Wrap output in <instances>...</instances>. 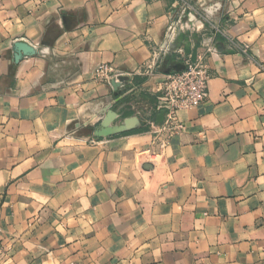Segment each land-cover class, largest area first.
Here are the masks:
<instances>
[{
    "label": "crops",
    "instance_id": "0c3cea01",
    "mask_svg": "<svg viewBox=\"0 0 264 264\" xmlns=\"http://www.w3.org/2000/svg\"><path fill=\"white\" fill-rule=\"evenodd\" d=\"M176 1L0 0V264H264V0H196L160 67L201 58L209 96L162 143L140 113L163 76L138 70ZM110 109L141 125L96 138Z\"/></svg>",
    "mask_w": 264,
    "mask_h": 264
},
{
    "label": "built area",
    "instance_id": "2783aa9c",
    "mask_svg": "<svg viewBox=\"0 0 264 264\" xmlns=\"http://www.w3.org/2000/svg\"><path fill=\"white\" fill-rule=\"evenodd\" d=\"M174 9L167 24L163 49L155 52L151 60L138 70L140 74L150 78L159 74L163 76L158 89L159 102L153 109L140 113V117L152 132L162 137V143L167 142L175 132L182 128L183 125L179 118L181 112L200 106L208 98L211 79L209 68L201 58L196 61L186 60L182 70H174L169 73L164 72L160 67L162 56L172 50L173 40L185 30L198 29L196 20H201L197 18V11L191 5L190 0H177ZM186 15L188 19H186ZM229 40L231 46L238 52L243 54L249 52L250 44L236 42L230 36ZM207 50L215 52L212 44L208 45ZM93 75L96 80L108 84H111V80L119 81L124 77V73L120 69L107 63L96 65ZM161 111H164L165 116L164 120L159 123L156 116ZM137 115L139 116V114Z\"/></svg>",
    "mask_w": 264,
    "mask_h": 264
},
{
    "label": "water",
    "instance_id": "95a60500",
    "mask_svg": "<svg viewBox=\"0 0 264 264\" xmlns=\"http://www.w3.org/2000/svg\"><path fill=\"white\" fill-rule=\"evenodd\" d=\"M16 49V57L15 60L18 61L21 56L32 54L35 50L34 46L26 43V42H15L14 44ZM184 68L183 64H178L174 67L173 70H164V72L169 73L174 70H182ZM125 81V78H120L119 81L111 80V85L113 86L114 90H117L121 82ZM119 113L115 109H110L100 124L94 130V136L96 138L101 137H108L111 135H116L119 133H123L129 131L135 127L141 125L140 117L137 114L132 116L125 117L123 120L119 119ZM165 113L164 111L159 112L157 115V121L161 123L164 120ZM152 165L147 163L144 165V168L150 169Z\"/></svg>",
    "mask_w": 264,
    "mask_h": 264
},
{
    "label": "rangeland",
    "instance_id": "374dc122",
    "mask_svg": "<svg viewBox=\"0 0 264 264\" xmlns=\"http://www.w3.org/2000/svg\"><path fill=\"white\" fill-rule=\"evenodd\" d=\"M190 2H191V5L196 9V11H197V18L198 19H202V17L204 16V14H205V12L203 11V9L200 7V5L198 4V2L197 3H195L196 2V0H190ZM186 19H188V16L186 15Z\"/></svg>",
    "mask_w": 264,
    "mask_h": 264
}]
</instances>
